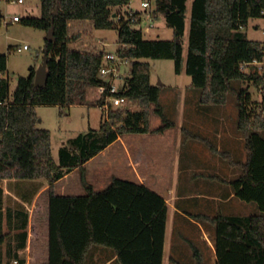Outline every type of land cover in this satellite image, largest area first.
<instances>
[{"label":"trees","instance_id":"trees-1","mask_svg":"<svg viewBox=\"0 0 264 264\" xmlns=\"http://www.w3.org/2000/svg\"><path fill=\"white\" fill-rule=\"evenodd\" d=\"M41 16L23 18L25 25L49 31L54 25V41H46L47 85L35 84L36 69L20 77L10 95L6 77L8 56L0 53V264L8 234L3 231L6 179L44 180L47 187L37 197L36 211L46 215L31 218L30 264H86L92 247L110 248L120 264H163L168 219L163 197L143 185L114 178L97 192L85 176L84 165L102 150L129 133H163L175 122L160 104L161 87L151 80L149 59H172L177 74L186 72L200 90L203 104H224L229 94L236 96L238 130L245 138L248 153L241 175L230 182L235 196L256 203L260 213L250 216L219 215L215 225L216 264H264V74L246 68L264 61V40H251L242 31L252 19L264 18V0H153L156 19L163 17L173 30V39L150 40L136 24L113 17L114 8L131 0H40ZM58 13L54 14L56 8ZM190 16L188 52L184 57L186 20ZM89 20L96 29L118 31V51L130 61L131 74L122 93L133 108L111 111L99 129L79 134L60 148L59 161L53 157L52 133L38 127L40 105H74L86 101L87 89L99 86L105 51L82 52L69 47V23ZM181 42L178 43L177 40ZM252 81L263 91V101L252 107V97L235 82ZM163 125L150 129L151 106ZM80 170L87 194L56 195L57 181ZM39 208V209H38ZM12 216V214H9ZM28 217L19 212L20 230L10 257L26 247ZM41 249V250H40ZM40 250V252L38 251ZM203 264L202 256H195Z\"/></svg>","mask_w":264,"mask_h":264},{"label":"crops","instance_id":"crops-1","mask_svg":"<svg viewBox=\"0 0 264 264\" xmlns=\"http://www.w3.org/2000/svg\"><path fill=\"white\" fill-rule=\"evenodd\" d=\"M99 43L103 42L99 40ZM89 105L85 101L70 106ZM204 106L206 104H201V168L196 164V157L182 156L180 142L185 127L178 123L163 133L121 135L84 165L86 179L97 192L105 190L114 178H118L143 185L164 198L168 219L163 264L167 261L168 264H197L198 259L195 256H202L205 264L207 254H210L213 264H216L215 225L211 220L219 215L250 216L244 213H230L238 207L246 209L245 205L250 204L239 200L230 184L237 174L239 176V173H242L238 163L245 162L248 156L247 153L245 161L235 160L233 157L237 151L243 152L245 156L246 149L245 138L238 130L237 105L233 108L228 103L212 104V108H207L208 105L203 108ZM192 121H189L190 125L193 124ZM162 125V118L155 112V106H151L150 129L156 130ZM212 154L228 159V168ZM236 166L241 172L233 171ZM223 171H227V177L220 176ZM194 172H201V175ZM4 181L9 187L2 186L3 231L8 234L7 240L11 238L12 243L9 242L8 250L3 252L5 255L11 248H16V239L20 233V230L16 229L17 217L19 212H25L29 215L26 247L18 251V257H10L8 254V258H12V264H29L23 256L29 250V206L35 203L38 195L47 187V182L16 179ZM23 182L30 187L28 191L24 190L25 195L14 191L15 187ZM54 191L60 196L86 195L80 170H74L57 181ZM6 197L13 199V207H5ZM5 225L8 231H5ZM16 261L18 263H15ZM115 261L117 259L113 251L105 264Z\"/></svg>","mask_w":264,"mask_h":264},{"label":"rangeland","instance_id":"rangeland-1","mask_svg":"<svg viewBox=\"0 0 264 264\" xmlns=\"http://www.w3.org/2000/svg\"><path fill=\"white\" fill-rule=\"evenodd\" d=\"M191 2L192 0H189L188 6H190ZM132 7L135 9H140L141 0H133ZM127 9V7L114 8L113 16L114 14L125 15ZM0 13L8 16L18 14L23 18L40 17L41 1L26 0L22 5H6L3 2H0ZM186 23L187 33L183 39L185 47V59L188 52V32L190 27L189 14ZM92 25V22L87 20L71 21L69 23V47L82 52H116L119 48L118 31L116 29H96ZM143 27H146V25H143ZM242 31L245 33L248 39L264 40V18L252 19L249 22V25L244 27ZM46 37L47 31L27 26L23 22L8 26L0 25V53L6 54L8 56L6 77L10 82V95H13L20 77H28L32 68H35L37 71L39 66L42 64L44 58V48L47 41ZM173 37V30L167 26L164 18L161 16L159 19H156V25L150 29L148 33H145V38L150 40H171ZM99 40L103 42V45L99 43ZM24 45H27L29 49L24 50ZM148 61L151 63L152 83L157 86L159 83H162L160 85V104L163 108L164 114L169 120L185 127V130L181 133L182 140L180 142V152L182 156L196 157V161L198 162H196V164L201 168V104L203 103L200 102V90L193 87L192 77L186 72L181 74L176 73L174 60L149 59ZM130 67L128 69H130ZM246 70H257L259 73L264 74V62L258 66L246 68ZM234 86L237 89L242 88L251 94L253 102V104H251V108L256 106V108H258V102L261 103L263 101V91L262 89H259L254 82H235ZM86 101L90 104L88 107L69 105L37 106L36 110L39 115L38 127L51 131L52 151L53 157L56 161H59V152L63 145L70 144L71 141L74 140L79 134L86 132L89 129H99L102 120L106 118L104 111H102V108L98 105L97 90L95 87L87 89ZM226 103L232 105L233 108V106L236 105V96L229 94ZM210 105L212 104H206V106L203 108H212ZM129 107L133 108L134 110L137 109V107H132L130 103L127 102L124 108ZM261 113L264 114L262 111ZM39 120L41 121L39 122ZM189 121H192L193 124L190 125ZM260 134L264 137V130H262ZM244 150L245 156H243V152L241 153L240 151H237L233 154L234 159L245 161L247 151L246 149ZM212 156L215 155L212 154ZM214 158H216V160L220 161L228 168V159L222 157V155H216ZM233 171L238 173L241 172V169L236 166ZM226 173L227 171H223L221 172L220 176L227 177ZM194 174L201 175V172H194ZM236 176L238 177V174ZM20 184L15 187L14 191L18 194L25 195V191H28L30 187L29 185H24V182L23 184ZM2 186L6 188L9 187L6 181L2 182ZM10 187L12 186L10 185ZM13 203L14 202L11 197H6V208L9 206L13 207ZM34 204H30L29 206L30 233L32 224L31 218L33 214L35 215V213H37L38 218H40V216L44 217L46 215V208L41 206L40 210L37 212V205L40 206V204H37V200ZM245 206H247L246 209H241V207H238L237 209H234L235 211L230 213H244L246 215H255L260 213L256 203H250ZM5 231H8V227L6 225ZM10 239L11 238H9L6 244L2 247V250H5V252L10 246ZM30 239L29 250H27L23 255L26 257L29 264L31 258ZM40 250L38 251L40 252ZM112 252L113 250L110 248L94 246L89 251L86 264H105L110 258V254ZM2 264H12V258H8L7 253L3 257ZM109 264L120 263L115 261ZM166 264H168V261ZM205 264H213V258L210 256V254H207Z\"/></svg>","mask_w":264,"mask_h":264},{"label":"built area","instance_id":"built-area-1","mask_svg":"<svg viewBox=\"0 0 264 264\" xmlns=\"http://www.w3.org/2000/svg\"><path fill=\"white\" fill-rule=\"evenodd\" d=\"M26 0H0L6 5H22ZM133 0L130 1L127 7V12L123 14H115V17L124 18L139 28H142L145 33H148L156 25V18L154 15L153 0H141V8L135 9L132 7ZM22 16L14 14L12 16L4 15L0 13V25H11L21 22ZM143 25L146 27H143ZM244 27L241 26V29ZM24 50H28L27 45L23 46ZM264 61H255L254 65L258 66ZM130 61L122 57L117 49L116 52L105 51L103 57V63L100 68L99 77L103 82L95 87L97 90L98 105L104 111V114L108 118L111 111L125 109L124 106L127 103L126 97L122 93L126 90V79L131 74ZM15 263H18L16 261Z\"/></svg>","mask_w":264,"mask_h":264},{"label":"water","instance_id":"water-1","mask_svg":"<svg viewBox=\"0 0 264 264\" xmlns=\"http://www.w3.org/2000/svg\"><path fill=\"white\" fill-rule=\"evenodd\" d=\"M59 8L57 7L56 10L54 11V14L58 13ZM116 15L114 14L113 17H115ZM54 32H55V27L54 25L51 27V29H49V31L47 32V37L46 40L49 42L54 41ZM178 43L181 42L180 39L177 40ZM50 72L48 70V57L46 55H44L43 58V62L42 64L39 66V68L36 71V78H35V84L39 87H45L47 85V81H48V76H49ZM162 83H159L158 86H160ZM41 120H39L40 122Z\"/></svg>","mask_w":264,"mask_h":264}]
</instances>
